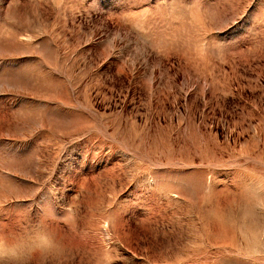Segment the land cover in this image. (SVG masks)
Here are the masks:
<instances>
[{
	"label": "rangeland",
	"instance_id": "obj_1",
	"mask_svg": "<svg viewBox=\"0 0 264 264\" xmlns=\"http://www.w3.org/2000/svg\"><path fill=\"white\" fill-rule=\"evenodd\" d=\"M0 264H264V0H0Z\"/></svg>",
	"mask_w": 264,
	"mask_h": 264
}]
</instances>
